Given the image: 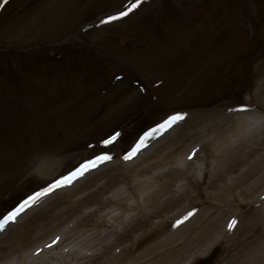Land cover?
Returning a JSON list of instances; mask_svg holds the SVG:
<instances>
[{
    "label": "rangeland",
    "instance_id": "obj_1",
    "mask_svg": "<svg viewBox=\"0 0 264 264\" xmlns=\"http://www.w3.org/2000/svg\"><path fill=\"white\" fill-rule=\"evenodd\" d=\"M133 2L0 0V218L89 161L127 165L164 134L157 125L180 113L190 121L157 149L181 142L197 150L183 166L197 185L189 192L200 191L194 204L226 209L223 218L234 214L236 224L214 227L178 264H264V176L258 187L249 174L250 197L208 204L202 168L214 164L216 151L188 135L195 122L241 106L262 115L256 92L264 78V0H143L101 23ZM105 154L110 159L96 160ZM37 167L50 172L41 176Z\"/></svg>",
    "mask_w": 264,
    "mask_h": 264
},
{
    "label": "bare ground",
    "instance_id": "obj_2",
    "mask_svg": "<svg viewBox=\"0 0 264 264\" xmlns=\"http://www.w3.org/2000/svg\"><path fill=\"white\" fill-rule=\"evenodd\" d=\"M256 100L264 105V78ZM261 112L244 109L207 116L189 129V138L216 151L212 154L214 164L202 168V174H209L204 186L208 204L226 206L231 200L250 197V173L258 187L262 182L264 172L255 168L264 167ZM189 121L190 116L183 118L180 126L167 127L160 139L127 165L104 162L101 167H87L70 183L40 195L29 210L4 226L0 264H178L184 252L215 233L214 227L229 228L234 214L223 218L226 209L211 212L208 207L202 211L194 204L200 191L189 192L197 185L191 183V172L183 166L196 157L197 150L181 142L162 152L157 149ZM171 170L178 176L173 177ZM56 171L57 167L53 169ZM36 172L46 176L50 170L37 167ZM118 177L121 179L115 181ZM178 220L181 222L177 224ZM167 222H172L171 229L159 232L153 240L151 236ZM146 238L149 242L138 247ZM73 239L79 244L70 248Z\"/></svg>",
    "mask_w": 264,
    "mask_h": 264
},
{
    "label": "snow or ice",
    "instance_id": "obj_3",
    "mask_svg": "<svg viewBox=\"0 0 264 264\" xmlns=\"http://www.w3.org/2000/svg\"><path fill=\"white\" fill-rule=\"evenodd\" d=\"M142 2H143V0H134V2L131 3V5L126 10L118 11L115 15L107 16L103 21H101V23H109L112 20H117V19H120L121 17L126 16L130 11H132L133 9L138 7ZM244 107L245 106H241L240 110H243ZM181 119H183V115L180 114V113H176V114H174L172 116H169L161 124L157 125V129H164V128L170 127L173 123H175V122H177V121H179ZM154 131H155V129H154ZM115 139H116V136L113 135V136L109 137L108 139L102 141V143L108 144V143H111ZM142 140H143V138H142ZM128 158H129L128 156H125V159H128ZM101 159H105L106 160V159H110V157L108 155H106V154L103 157H96L97 161H99ZM91 166H93L92 162L89 161L88 162V167H91ZM84 167H85L84 165H81L80 168L76 169L72 173H69L68 176H63L60 179L54 181L52 185H50L47 189H45V191H51L52 187L60 186L61 182H63V183L70 182L71 178H75L77 175L82 174V170L84 169ZM35 199H36V194H34L32 196H29L26 200L21 202V206H18L16 209L10 211L6 216H4L2 219H0V229H2L4 227V225H6L8 222L14 221L16 215L18 214V212L21 211L23 207H27L29 202L33 201ZM188 215H191V213H188ZM183 219H187V216L183 217ZM180 222L181 221L178 220L176 223L178 224ZM235 224H236V220L235 219H232L231 221H229V225H228L229 230H231L232 227ZM57 239H59V238H57ZM52 243L54 244V243H56V241H52ZM49 246L50 245H46V247H49ZM39 251H40V249H37V252H39Z\"/></svg>",
    "mask_w": 264,
    "mask_h": 264
}]
</instances>
